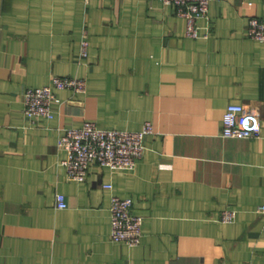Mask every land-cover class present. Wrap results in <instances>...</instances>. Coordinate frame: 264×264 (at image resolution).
I'll return each mask as SVG.
<instances>
[{
    "label": "crops",
    "instance_id": "1",
    "mask_svg": "<svg viewBox=\"0 0 264 264\" xmlns=\"http://www.w3.org/2000/svg\"><path fill=\"white\" fill-rule=\"evenodd\" d=\"M209 9V38L191 39L160 0H0V264H264V41L247 36L264 0ZM59 76L87 92L26 116V89ZM230 103L261 109L259 137L223 136ZM86 121L155 131L133 171L69 181L59 139ZM113 195L144 217L140 245L111 240Z\"/></svg>",
    "mask_w": 264,
    "mask_h": 264
},
{
    "label": "built area",
    "instance_id": "2",
    "mask_svg": "<svg viewBox=\"0 0 264 264\" xmlns=\"http://www.w3.org/2000/svg\"><path fill=\"white\" fill-rule=\"evenodd\" d=\"M165 5L172 6L176 13L186 20V35L193 38H209L211 26L201 31L198 22L202 19L210 21V4L213 0H160ZM253 3L248 2L251 6ZM247 36L253 40L264 41V16H252L247 22ZM81 57L89 54V41L84 37L81 41ZM49 84L38 88H27L24 114L29 118H54V104L58 101L56 92L70 90L75 95L85 94L88 82L85 78L53 77ZM222 121V134L230 138H257L261 126V109L259 107H244L242 104L230 103L225 109ZM151 122H146L140 131L102 129L95 122L86 121L78 128L62 130L58 146L66 151V157L61 160L66 178L69 181L85 182L90 169L95 164L107 167L114 172L133 171L137 162L146 152L145 138L154 133ZM104 188L112 189L111 184ZM58 205H64L63 195L58 196ZM264 212V206L259 208ZM111 240L127 246L140 245L143 238L144 217L134 211V200L112 196ZM237 217V211L223 210L220 221L232 223Z\"/></svg>",
    "mask_w": 264,
    "mask_h": 264
}]
</instances>
